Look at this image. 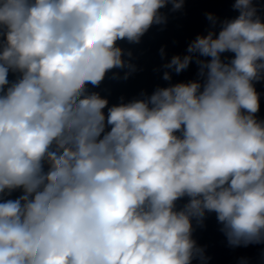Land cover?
I'll return each instance as SVG.
<instances>
[{"label":"clouds","instance_id":"1","mask_svg":"<svg viewBox=\"0 0 264 264\" xmlns=\"http://www.w3.org/2000/svg\"><path fill=\"white\" fill-rule=\"evenodd\" d=\"M184 2L0 0V264H207L192 221L213 212L229 246L264 243L254 0H234V19L207 13V34L163 65L195 61L200 79L111 107L88 89L135 72L118 42L139 44Z\"/></svg>","mask_w":264,"mask_h":264}]
</instances>
